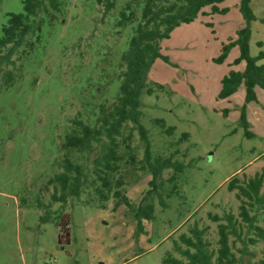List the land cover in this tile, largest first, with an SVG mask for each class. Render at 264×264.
I'll return each instance as SVG.
<instances>
[{"label":"rangeland","instance_id":"rangeland-1","mask_svg":"<svg viewBox=\"0 0 264 264\" xmlns=\"http://www.w3.org/2000/svg\"><path fill=\"white\" fill-rule=\"evenodd\" d=\"M22 1L0 0V37L8 14L22 13ZM247 1L252 16L248 23L241 0H225L218 7L227 9L226 14L207 15L206 7L160 43L162 57L147 78L154 92L140 97L141 123L161 147L172 138L161 136L151 119L174 127V137L187 134L179 150L185 158L178 159L185 167L176 181V195L165 207L154 196L153 218L142 220L143 231L138 232L133 214L122 204L116 208L119 198L113 197L119 191L132 207L140 204L150 176L137 163L123 162L112 173L104 208L89 202L93 195L88 189L78 201H52L59 185L50 180L61 171L64 136L74 120L93 125L100 107L115 101L124 71L120 57L140 21L135 10L132 23L119 27L120 13L131 0H63L33 48L13 56L14 64L6 70L14 82L0 91V264H161L166 253H173V242L188 235L193 225L205 229L204 239L217 250L218 224L225 222L214 217L239 213L240 202L227 188L229 179L264 172V91L258 89L256 101L247 104L244 86L231 99L219 100L221 78L240 71L233 64L239 49H231L223 63L213 62L221 46L244 28L249 30L248 56L264 53V0ZM107 2L113 3L109 10ZM245 66L243 61L242 71ZM242 108L252 136L241 125ZM130 145L139 161L143 143L136 130ZM95 155L74 157L89 166ZM171 173L165 171L163 177ZM46 213L49 222H40ZM60 215L69 219V244L64 239L58 244ZM240 247L237 241L232 251L238 258ZM263 247L264 242L248 247L252 254L243 256V264H257Z\"/></svg>","mask_w":264,"mask_h":264},{"label":"trees","instance_id":"trees-1","mask_svg":"<svg viewBox=\"0 0 264 264\" xmlns=\"http://www.w3.org/2000/svg\"><path fill=\"white\" fill-rule=\"evenodd\" d=\"M224 1L131 0L125 5L118 20L119 27H128L132 23L135 10L140 12V21L133 29L127 50L120 57V66L124 67V71L119 77L117 96L112 105L100 107L93 125L80 120L72 122L70 132L64 136L60 146L64 151V157L58 163L61 171L50 180V183L59 185V194L52 196L53 202L64 204L68 199L78 201L82 192L88 189L92 190L93 195L89 202L94 200L99 208H104L110 199L112 173L119 171L120 165L127 161L131 164L137 163L138 170L150 176L148 190L136 208L132 207L121 192L115 191L113 195L114 199L119 198L115 204L116 208L122 204L133 214L138 232L143 231L142 220L151 221L153 218L154 196L158 197L160 205L165 207L166 201L176 195V181L185 167L183 162L178 160L185 158V153L179 155V150L188 140V135L174 137V127H167L163 120L151 119V126L157 127L161 136L169 140L172 138V141L163 144V147L156 145L148 129L141 123L140 97L150 96L154 92L147 78L154 62L162 57L161 41L169 39L176 28L196 20L206 7L210 8L211 15L226 14L227 9L218 7ZM63 5V0H23L22 13L8 14L0 37V91L14 82L13 73L6 70L14 64L13 56L20 50L24 54L23 48H33L35 42L40 40L42 27L55 20L53 14L60 12ZM112 6V2H107L106 10ZM240 11L247 23L252 20L247 0H241ZM248 38L247 28L237 31V38L229 39L227 44H223L220 55L213 59V62L221 64L230 50L237 47L239 56L233 64L238 65L243 61L246 63L242 72L229 71L221 79V89L217 95L219 100L232 96L240 86H244L247 104L256 101V87L264 90V64H257L264 59V53L256 57L248 56ZM155 88L163 90L161 85L155 84ZM240 122L246 135L252 136L244 108ZM135 130L143 143V156L139 161L135 158V148L130 145L132 132ZM93 152L96 155L91 165L76 162L75 155H81L83 158ZM168 170L172 173L164 178L163 172ZM116 184L121 185L120 181ZM227 188L235 192V198L240 202L239 213L238 217L232 214L225 215L223 219L214 217L217 222H225L218 224L217 250L210 249L209 242L204 239L205 229L193 225L188 235L181 234L179 240L173 242L172 252L177 257L173 253H166L161 264H243V256L252 254L248 252V247L264 242V172L256 173L252 177L235 174L229 179ZM22 202L25 204L23 200ZM48 219V213L39 217L42 223H48ZM58 219V244H62V239L65 244H69V219L67 215H60ZM231 236L234 240L232 244ZM237 241L241 243V247L237 249L241 254L239 258L232 252ZM257 264H264V247Z\"/></svg>","mask_w":264,"mask_h":264},{"label":"crops","instance_id":"crops-1","mask_svg":"<svg viewBox=\"0 0 264 264\" xmlns=\"http://www.w3.org/2000/svg\"><path fill=\"white\" fill-rule=\"evenodd\" d=\"M209 12H210V8H209ZM209 12L207 13V15H211V14H209ZM229 39H232V38H229ZM234 48H236V47H234ZM232 49H233V48H232ZM230 51H231V50H230ZM226 58H227V57H226ZM225 60H226V59H225ZM225 60H224V61H225ZM257 64H258V65H262V64H259V62H258ZM236 67H240V71H236V72H242L243 62L239 63ZM237 70H238V69H237ZM233 71H234V70H233ZM227 74H228V73H227ZM224 76H225V75H224ZM224 76H223V77H224ZM223 77H222V78H223ZM222 78H221V79H222ZM220 81H221V80H220ZM240 87H241V86H240ZM240 87H239V88H240ZM239 88H238V89H239ZM220 89H221V84H220ZM258 89H260V88L256 87V88L254 89V92H256V94H257V90H258ZM260 90H262V89H260ZM219 91H220V90H219ZM263 91H264V90H263ZM236 92H237V91H236ZM218 93H219V92H218ZM234 94H235V93H234ZM234 94H233V95H234ZM256 94H255V95H256ZM233 95L230 96V97H228V98H226V99H223V100H229V99H231V98L233 97ZM249 129H250V127H249Z\"/></svg>","mask_w":264,"mask_h":264}]
</instances>
